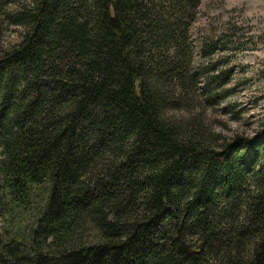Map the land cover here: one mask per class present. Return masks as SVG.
<instances>
[{"label": "trees", "instance_id": "16d2710c", "mask_svg": "<svg viewBox=\"0 0 264 264\" xmlns=\"http://www.w3.org/2000/svg\"><path fill=\"white\" fill-rule=\"evenodd\" d=\"M199 3L0 0V264H264V113L223 139L191 111L233 72L192 64Z\"/></svg>", "mask_w": 264, "mask_h": 264}, {"label": "rangeland", "instance_id": "374dc122", "mask_svg": "<svg viewBox=\"0 0 264 264\" xmlns=\"http://www.w3.org/2000/svg\"><path fill=\"white\" fill-rule=\"evenodd\" d=\"M21 31L0 14V48L19 42ZM189 35L193 66L220 59L222 66L233 69L227 82L229 96L214 105L197 100L191 111L199 113L205 127L220 138L255 134L264 113V0H200ZM220 35L223 42L230 36L233 45L224 52L202 56L200 41ZM172 113L187 114L182 108Z\"/></svg>", "mask_w": 264, "mask_h": 264}]
</instances>
